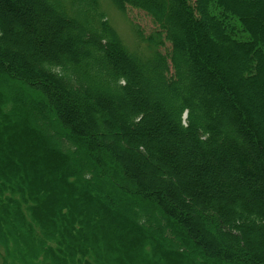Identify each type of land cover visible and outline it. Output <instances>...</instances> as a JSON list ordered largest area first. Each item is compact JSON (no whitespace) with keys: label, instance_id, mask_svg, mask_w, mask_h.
Instances as JSON below:
<instances>
[{"label":"trees","instance_id":"obj_1","mask_svg":"<svg viewBox=\"0 0 264 264\" xmlns=\"http://www.w3.org/2000/svg\"><path fill=\"white\" fill-rule=\"evenodd\" d=\"M0 264H264V0H0Z\"/></svg>","mask_w":264,"mask_h":264},{"label":"rangeland","instance_id":"obj_2","mask_svg":"<svg viewBox=\"0 0 264 264\" xmlns=\"http://www.w3.org/2000/svg\"><path fill=\"white\" fill-rule=\"evenodd\" d=\"M103 10L107 15L110 24L130 50L138 49V41L132 30L134 27H137L145 35H149L155 30V26L150 18L142 11L128 8L125 14H121L108 4H104ZM212 12L214 15L218 16L217 10L212 9ZM227 24L232 28L237 39H244V35H242L236 20L230 19Z\"/></svg>","mask_w":264,"mask_h":264}]
</instances>
